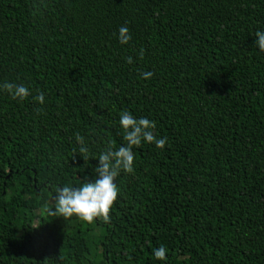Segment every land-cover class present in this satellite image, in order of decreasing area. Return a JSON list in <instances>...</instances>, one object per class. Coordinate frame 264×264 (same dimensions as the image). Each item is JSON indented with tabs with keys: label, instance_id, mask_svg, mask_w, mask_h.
Returning a JSON list of instances; mask_svg holds the SVG:
<instances>
[{
	"label": "trees",
	"instance_id": "obj_1",
	"mask_svg": "<svg viewBox=\"0 0 264 264\" xmlns=\"http://www.w3.org/2000/svg\"><path fill=\"white\" fill-rule=\"evenodd\" d=\"M258 29L264 0H0V85L29 89L0 90V264H264ZM124 110L164 147L132 148L107 222L49 215Z\"/></svg>",
	"mask_w": 264,
	"mask_h": 264
},
{
	"label": "clouds",
	"instance_id": "obj_2",
	"mask_svg": "<svg viewBox=\"0 0 264 264\" xmlns=\"http://www.w3.org/2000/svg\"><path fill=\"white\" fill-rule=\"evenodd\" d=\"M254 44L257 49L264 52V29L255 32ZM131 39L127 26H121L117 30V40L120 44H126ZM141 55L143 54L141 50ZM131 63V58H127ZM152 73L146 71L141 73V78L148 79ZM0 90L7 91L13 98L24 99L29 95V89L22 84L13 86L10 83L0 85ZM35 99L43 101V95L38 94ZM119 126L123 131L124 141L119 147L113 148L111 144L96 154L94 167L96 176L93 180L82 182L79 187L57 186L55 190L53 206L47 208L49 215H59L64 218L76 216L86 223H92L94 218H102L105 222L109 220V211L113 202L118 196L116 177L123 171H133L132 148L139 147L141 143L153 144L155 148H163L166 138L157 137L153 130L156 127L155 121L147 117H135L127 110L119 114ZM75 140L83 145V138L75 134ZM87 149L80 148L84 153ZM83 159V157H82ZM167 249L163 246L156 247L152 256L158 261L166 260Z\"/></svg>",
	"mask_w": 264,
	"mask_h": 264
}]
</instances>
